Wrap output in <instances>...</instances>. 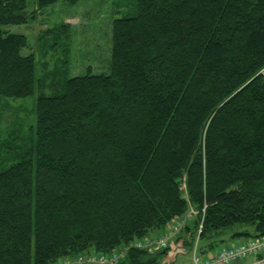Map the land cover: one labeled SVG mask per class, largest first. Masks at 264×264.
<instances>
[{
  "label": "trees",
  "instance_id": "1",
  "mask_svg": "<svg viewBox=\"0 0 264 264\" xmlns=\"http://www.w3.org/2000/svg\"><path fill=\"white\" fill-rule=\"evenodd\" d=\"M57 1L0 0V26ZM111 41L110 73L37 97L32 145L8 166L0 113V264L109 254L191 206L206 207L201 253L223 231L264 235V0H136ZM27 45L0 29V96L34 93ZM197 224L177 246L192 250ZM167 251L131 247L117 264H161Z\"/></svg>",
  "mask_w": 264,
  "mask_h": 264
},
{
  "label": "rangeland",
  "instance_id": "2",
  "mask_svg": "<svg viewBox=\"0 0 264 264\" xmlns=\"http://www.w3.org/2000/svg\"><path fill=\"white\" fill-rule=\"evenodd\" d=\"M36 2L28 0L29 11L37 9ZM135 10L136 0H81L77 4L59 0L38 10L36 19L25 24L0 26L2 30L27 36L28 45L23 48L22 54L33 53L36 56L37 78L34 93L28 97L0 96V113L3 116L2 163L5 166L18 160L32 145L35 106L40 94H54L68 78L89 71L94 74L110 73L112 22L115 18L134 14ZM165 230L155 231L150 236L162 235ZM231 236L230 231H223L216 236V240L220 242L224 239L231 244L245 240ZM221 246L218 243L216 249ZM85 254L63 257L60 259L62 262L57 263L75 261ZM190 257V253L178 254L176 249H172L163 257L161 264H183Z\"/></svg>",
  "mask_w": 264,
  "mask_h": 264
},
{
  "label": "built area",
  "instance_id": "3",
  "mask_svg": "<svg viewBox=\"0 0 264 264\" xmlns=\"http://www.w3.org/2000/svg\"><path fill=\"white\" fill-rule=\"evenodd\" d=\"M183 187L185 188V185H183ZM190 208L191 211L189 214L177 216L162 235L136 239L131 242L130 245H123L109 254H101L94 251L84 256H78L75 261H64L61 264H117L125 257L127 251L131 247L145 249L150 252L168 247L176 249L177 253L180 254H185V252L187 253L188 251L191 257L183 264H264V235L248 238L240 243H223L221 248L215 250L212 254L201 253L199 244L204 229L206 207L202 209L201 217V212L196 207L191 206ZM194 220H198V224L195 228L194 247L192 250H188L177 246L176 240L179 235L182 233L183 229L190 226ZM177 249H179V251Z\"/></svg>",
  "mask_w": 264,
  "mask_h": 264
},
{
  "label": "crops",
  "instance_id": "4",
  "mask_svg": "<svg viewBox=\"0 0 264 264\" xmlns=\"http://www.w3.org/2000/svg\"><path fill=\"white\" fill-rule=\"evenodd\" d=\"M161 234V233H160ZM151 236H152V234H151ZM220 244H222V243H220ZM178 251H179V249H177ZM215 250H217L216 248L214 249V250H212L211 252H209L210 254H212V253H214V251ZM94 252V251H93ZM190 253V252H189ZM188 253V251H187V253H185L184 255H187V254H189ZM178 254H180V253H178ZM176 259V258H175ZM87 264H90V263H87Z\"/></svg>",
  "mask_w": 264,
  "mask_h": 264
},
{
  "label": "bare ground",
  "instance_id": "5",
  "mask_svg": "<svg viewBox=\"0 0 264 264\" xmlns=\"http://www.w3.org/2000/svg\"><path fill=\"white\" fill-rule=\"evenodd\" d=\"M190 211H191V209L185 215L189 214Z\"/></svg>",
  "mask_w": 264,
  "mask_h": 264
}]
</instances>
